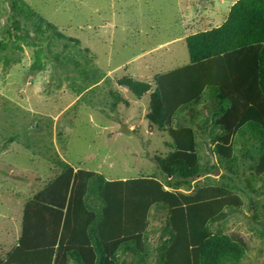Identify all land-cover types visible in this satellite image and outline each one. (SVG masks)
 Returning a JSON list of instances; mask_svg holds the SVG:
<instances>
[{"label":"rangeland","instance_id":"374dc122","mask_svg":"<svg viewBox=\"0 0 264 264\" xmlns=\"http://www.w3.org/2000/svg\"><path fill=\"white\" fill-rule=\"evenodd\" d=\"M236 1L0 0V42L8 30L11 34L0 51V258L16 245L22 205L64 161L109 180L154 177L165 190L185 195L207 187L232 190L241 209L222 213L209 230L241 242L238 264H264L258 134L248 130L236 136L232 157L221 159L216 151L221 131L215 125L219 105L206 94L203 103L178 114L172 127L193 128L200 168L214 169L176 185L155 159H165L171 140L147 119L151 92L138 100L119 84L130 78L153 89L157 74L187 60L185 38L203 31L205 18L212 22L207 29L216 28ZM118 97L127 105L115 102ZM166 217V211L151 209L146 257L125 255L120 261L161 264Z\"/></svg>","mask_w":264,"mask_h":264},{"label":"trees","instance_id":"16d2710c","mask_svg":"<svg viewBox=\"0 0 264 264\" xmlns=\"http://www.w3.org/2000/svg\"><path fill=\"white\" fill-rule=\"evenodd\" d=\"M46 28L55 30L51 24ZM6 34L0 51L11 37L9 30ZM185 45L188 64L157 74L153 89L130 78L119 80L138 100L151 92L147 119L171 140L165 159L155 158L160 170L179 185L214 169L200 168L194 129L172 127L178 114L200 105L208 94L220 110L218 156L229 160L236 136L257 133L262 153L255 170L264 180V0H237L219 27L189 35ZM115 102L127 105L120 97ZM57 168L53 179L24 203L19 238L0 264H125L120 261L125 255L142 260L153 208L167 213L161 264H238L242 259L240 241L209 230L222 213L242 207L226 187L185 195L165 190L154 177L106 180L64 161Z\"/></svg>","mask_w":264,"mask_h":264},{"label":"crops","instance_id":"0c3cea01","mask_svg":"<svg viewBox=\"0 0 264 264\" xmlns=\"http://www.w3.org/2000/svg\"><path fill=\"white\" fill-rule=\"evenodd\" d=\"M227 16V15H226ZM226 18V17H225ZM225 21V20H224ZM223 21V22H224ZM222 21H221V23L219 22V24H217V26L216 27H219L222 23H223ZM204 26L206 25V28H204V29H202L203 31H206V30H209V29H207V28H210L211 26H209L210 25V23H212L211 22V19H209V18H205V20H204ZM176 54H178V52H176ZM179 54L178 55H175V60H178L179 59ZM181 59V58H180ZM183 61V60H182ZM181 61V63H178V64H176V67L174 68V69H176V68H179V67H182V66H184V65H187L188 64V62H189V58L187 57V60H185V61H183L182 62ZM174 69H172V70H174ZM206 95V94H205ZM77 168H79V167H77ZM126 179H130V178H117V179H114V180H126ZM106 180H109V179H107L106 178ZM24 205V204H23ZM23 205H22V207H21V210H20V224H21V217H22V210H23ZM2 217V216H1ZM0 217V218H1ZM19 235H20V233H19ZM19 235H18V237L16 238V241L18 240V238H19Z\"/></svg>","mask_w":264,"mask_h":264}]
</instances>
